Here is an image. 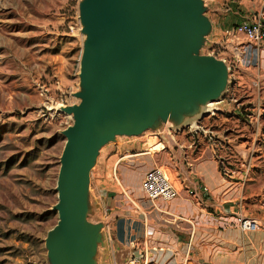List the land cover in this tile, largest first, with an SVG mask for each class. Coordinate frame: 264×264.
I'll return each mask as SVG.
<instances>
[{
  "label": "rangeland",
  "instance_id": "1",
  "mask_svg": "<svg viewBox=\"0 0 264 264\" xmlns=\"http://www.w3.org/2000/svg\"><path fill=\"white\" fill-rule=\"evenodd\" d=\"M81 1L0 0V264H49L45 241L58 222L53 207L63 131L73 124L52 107L80 103L75 94L85 40ZM204 1L216 24L264 12V0ZM249 48L257 60L248 75L262 77L264 52ZM213 50L207 42L202 54L212 56ZM234 82L221 99L224 110L199 120L200 133L216 134L214 146L188 125L179 130L164 125L102 148L91 174L89 218L105 226L99 264H131L142 253L148 264H180L188 252V264H264V81L259 119L252 116L257 107L251 102L238 106L244 98ZM240 111L245 117L235 116ZM164 130L173 136V146L181 143L189 154L192 167L185 161L181 175L169 168V155L157 152L165 148ZM192 132L198 138L193 147ZM141 149L150 154L129 156ZM249 160L246 175L243 163ZM156 167L180 190L173 203L145 198V176ZM188 174L213 188L224 185L228 197L217 202L187 196L181 183ZM236 217L257 219L260 228L244 232Z\"/></svg>",
  "mask_w": 264,
  "mask_h": 264
},
{
  "label": "water",
  "instance_id": "2",
  "mask_svg": "<svg viewBox=\"0 0 264 264\" xmlns=\"http://www.w3.org/2000/svg\"><path fill=\"white\" fill-rule=\"evenodd\" d=\"M204 0H82L85 36L77 105L63 131L53 210L45 245L49 264H99L103 223H92L91 174L103 147L164 125L183 129L223 98L227 65L203 55L213 32Z\"/></svg>",
  "mask_w": 264,
  "mask_h": 264
},
{
  "label": "built area",
  "instance_id": "3",
  "mask_svg": "<svg viewBox=\"0 0 264 264\" xmlns=\"http://www.w3.org/2000/svg\"><path fill=\"white\" fill-rule=\"evenodd\" d=\"M208 43H211V47L214 49L212 56L222 60L228 67L229 83L226 92L228 93L232 81H235L234 83H236V86H238L243 93L244 99L240 104L235 97H232L231 100L235 101L237 105L239 104L238 106H244L246 103L250 104L251 102L252 105L257 107L254 110V113H252V116H256L257 119H259L261 117L260 110L262 108V95L258 90L260 89L261 82L264 81V75L262 77H251L248 75V73L253 70L254 66V53L249 47L253 46L254 49L264 52V12H259L251 20H244L236 26L224 29L223 39L221 41H212L209 39ZM261 59H263V56L260 54L258 61ZM222 103H224V100H221V104ZM235 116H241L242 118L245 117L242 116L241 111L239 115L238 113H235ZM197 125L198 129H194L191 125L188 126H190L195 133H200L199 122ZM200 134H202L203 139L206 140L209 146H214V143H216L217 140V136L214 132L208 131ZM191 136L193 138V147L194 145L196 146L198 138L193 132ZM186 163L190 168L192 167L188 156H186ZM251 168V160L243 163V169L246 171V175ZM237 173L239 172L234 170L233 175ZM182 186L187 196L196 197L195 190L188 186L186 180L182 181ZM143 191L146 200L152 203L158 201L169 203L177 200L181 196L180 190L172 184L165 171L158 167L152 169L146 174L143 182ZM198 192L201 194V197L205 199H207L211 193L209 187L206 185L201 186ZM234 223L244 232L255 231L260 228L259 220L254 218L236 217ZM139 250L142 252L144 248ZM147 260V255L142 253L139 254L131 264H138V262L140 263L142 261H144L143 264H148ZM180 264H188V260L185 259Z\"/></svg>",
  "mask_w": 264,
  "mask_h": 264
},
{
  "label": "crops",
  "instance_id": "4",
  "mask_svg": "<svg viewBox=\"0 0 264 264\" xmlns=\"http://www.w3.org/2000/svg\"><path fill=\"white\" fill-rule=\"evenodd\" d=\"M231 3H237V0H232ZM239 9H241L243 12H246L243 8L239 7ZM231 11H233V10H231ZM231 14H232V12H231ZM244 20L225 18L224 20H222L220 22H217V24H216L215 21L211 20L212 23H213L212 40L213 41H221L223 39V31H224V29H226L228 27L236 26L237 24L243 22ZM256 60H257V57L255 55L254 56V60H253L254 64H255ZM140 151H142L143 153L130 154L129 156L132 157V156L150 154V152H147V151L145 152V151H143V149H141ZM157 152H162L160 155H164L163 158H166V159H167V157H165V155H169V160H170V165H168L169 168L173 169L174 167H176L178 175L182 174V170H184V168H185L184 167V162L186 161L185 157H186V155L188 153L185 154L186 151H184V147L181 146V143L177 144L175 146H172V147H165L164 149L158 150ZM129 156H125V157L121 158L118 162H121L123 159H126ZM188 173L192 174V172H188ZM183 180H186L188 186L195 190L196 197H198V198H201V194L198 192V190L203 185H206L207 187H209V189L211 191L209 197L207 198L208 200L213 199L214 201L218 202V201L224 200L225 197L227 196L228 190L225 189L224 185H219V188H218V186L213 188L214 185H211V184L209 185L206 180L202 179V177H198L196 179V178L192 177L190 174H188V176L184 175ZM181 185H182V183H181ZM193 237H194V235L192 236V238ZM192 241H193V239H191V242ZM183 257L185 259L189 260V252L186 255H183ZM185 259H182V260H185Z\"/></svg>",
  "mask_w": 264,
  "mask_h": 264
},
{
  "label": "bare ground",
  "instance_id": "5",
  "mask_svg": "<svg viewBox=\"0 0 264 264\" xmlns=\"http://www.w3.org/2000/svg\"><path fill=\"white\" fill-rule=\"evenodd\" d=\"M79 100V99H78ZM77 100V101H78ZM52 109L58 111L61 109V106H56L52 107ZM224 108L222 107L221 100L215 101V102H210L206 106L202 108V114L210 115V114H215L217 112H222ZM72 117V116H70ZM199 118H192L188 120L186 125H191L194 129H198L197 123L199 122ZM164 135V147H172L174 145V138L173 136L170 135V133L167 130H164L163 133Z\"/></svg>",
  "mask_w": 264,
  "mask_h": 264
}]
</instances>
